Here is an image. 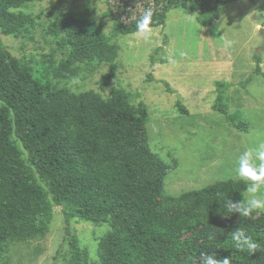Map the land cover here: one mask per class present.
Returning <instances> with one entry per match:
<instances>
[{
  "label": "trees",
  "instance_id": "16d2710c",
  "mask_svg": "<svg viewBox=\"0 0 264 264\" xmlns=\"http://www.w3.org/2000/svg\"><path fill=\"white\" fill-rule=\"evenodd\" d=\"M25 1L0 0L3 33H18L29 24L26 15L11 10ZM238 1L155 0L150 27L164 26L175 8L195 15L202 26L209 27L219 21L225 6ZM140 16L123 22L112 13L114 36L136 32ZM49 31L63 36L62 45L70 47L63 70L75 62L96 59L110 63L119 56V45L106 40L86 20L67 17L53 22ZM255 60L253 74L264 76L261 56L256 55ZM216 85L214 110L226 114L232 127L247 131L249 124L241 120L239 113L228 114L224 103L232 85L222 81ZM165 86L174 92L168 83ZM0 100L6 105L0 110L1 251H6L4 245L9 241L27 239L43 228L33 206L40 187L33 182L32 174L21 169L19 152L11 140L14 130L37 174L50 186L54 201L70 204L63 215L72 264H82L83 258L79 239L71 231L72 221L98 222L106 218L111 220L112 230L99 242L101 264H200L194 263V253L209 251V256L216 259L231 258L232 264H264V219L232 215L238 220L231 233L243 226L261 244V250L252 255L235 249L231 233L222 235L215 227H205L199 234L182 239L195 225H217L220 217L231 215L223 202L226 198L241 201L247 182L229 179L180 196L165 194L160 180L168 167L150 154L148 108L144 103L133 104L125 90L114 89L105 100L95 91L73 94L54 88L21 66L0 42ZM118 131L126 139L121 145ZM84 140L90 142V148L84 149ZM141 165L144 168L137 181L132 171ZM210 235L214 239H209Z\"/></svg>",
  "mask_w": 264,
  "mask_h": 264
},
{
  "label": "rangeland",
  "instance_id": "374dc122",
  "mask_svg": "<svg viewBox=\"0 0 264 264\" xmlns=\"http://www.w3.org/2000/svg\"><path fill=\"white\" fill-rule=\"evenodd\" d=\"M154 6L155 0H27L11 10L26 15L29 24L14 34L0 30V42L21 66L54 88L73 94L95 91L105 100L114 89H123L133 104H146L150 154L168 167L160 180L165 194L180 196L219 181L239 179L235 171L238 156L264 142V76L253 74L256 55L264 64V0L229 4L219 21L209 27L202 26L195 15L175 8L166 24L151 27L147 36L136 32L114 36L112 13L127 22ZM67 17L92 23L106 40L119 45L118 58L110 63L96 59L75 62L61 69L70 47L62 45L63 36L49 28ZM217 81L232 85L224 103L228 114L239 113L249 124L247 131L232 127L226 114L214 110ZM4 108L0 100V110ZM117 134L121 145L125 136L121 131ZM11 140L19 152L22 171L32 174L40 187L33 206L43 228L37 235L6 243V251L0 250V264H72L63 215L70 204L54 201L50 186L37 174L14 130ZM83 147L90 148V142L84 140ZM143 168L141 165L132 171L137 181ZM250 218L263 220L264 209L254 210ZM237 220V215H228L220 217L217 225H195L182 239L199 234L205 227L230 234ZM111 230L109 218L72 221L82 264H101L99 242ZM200 256L194 253V263H200Z\"/></svg>",
  "mask_w": 264,
  "mask_h": 264
},
{
  "label": "clouds",
  "instance_id": "9594fccd",
  "mask_svg": "<svg viewBox=\"0 0 264 264\" xmlns=\"http://www.w3.org/2000/svg\"><path fill=\"white\" fill-rule=\"evenodd\" d=\"M153 12L148 9L143 12L136 21V35L147 36L151 32ZM237 176L247 182L245 189L247 196H243L241 201H234L226 198L223 207L227 213L239 214L241 218L249 217L254 210L264 209V142L245 149L236 161ZM228 216V215H225ZM209 239H214L210 235ZM234 248L240 252L254 254L261 250V244L247 234L243 226H238L231 233ZM200 264H232L231 258L216 259L215 256L201 254Z\"/></svg>",
  "mask_w": 264,
  "mask_h": 264
},
{
  "label": "crops",
  "instance_id": "0c3cea01",
  "mask_svg": "<svg viewBox=\"0 0 264 264\" xmlns=\"http://www.w3.org/2000/svg\"><path fill=\"white\" fill-rule=\"evenodd\" d=\"M261 66H264V64H263V65L261 64ZM263 71H264V70H263Z\"/></svg>",
  "mask_w": 264,
  "mask_h": 264
}]
</instances>
